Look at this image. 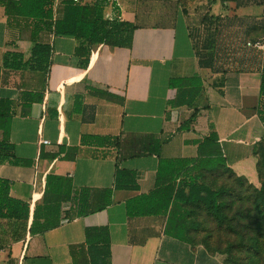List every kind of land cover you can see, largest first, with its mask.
Masks as SVG:
<instances>
[{"label":"crops","instance_id":"obj_1","mask_svg":"<svg viewBox=\"0 0 264 264\" xmlns=\"http://www.w3.org/2000/svg\"><path fill=\"white\" fill-rule=\"evenodd\" d=\"M61 9L62 0L55 19L62 17ZM104 17L135 27L131 48L84 44L88 65L82 68L84 58L76 55L82 42L44 31L37 40L50 49V57L42 70L33 57L36 43L20 40L29 22L8 17L0 5V99L14 103L9 143L24 162L0 164V179L12 183L13 199L30 205L27 223L0 220V264H91L88 228L107 229L108 264H224L203 244L178 238L192 237L194 217L141 215L128 206L154 191L160 159L207 163L201 171L207 184L223 171L258 181L263 63L222 75L202 69L181 0H120V9L109 2ZM14 54H22L26 66L5 65ZM194 77L202 81L196 105L173 109L169 102L177 90L171 79ZM83 136L159 145L160 154L119 162L117 149L83 145ZM3 138L0 130V142ZM73 149L74 158H65ZM117 170L132 173L136 189H115ZM49 176L64 181L48 185ZM52 186L64 195L62 213L68 218L32 235L36 206L57 200ZM81 189H112V203L78 217L73 194Z\"/></svg>","mask_w":264,"mask_h":264},{"label":"trees","instance_id":"obj_2","mask_svg":"<svg viewBox=\"0 0 264 264\" xmlns=\"http://www.w3.org/2000/svg\"><path fill=\"white\" fill-rule=\"evenodd\" d=\"M109 2L110 0H96L92 5L81 6L75 4L73 0H62V17L58 19H55L56 0H0V5L4 6L8 17L29 22L26 29H21L20 40L36 43L33 57L36 58V68L43 70L44 64L49 60L50 49L38 43L37 39L38 35L44 31L53 32L56 36L74 37L82 42V45L76 51L78 57L84 58L82 68L88 65V53H86L84 44L87 47L106 44L112 47L131 48L135 27L127 22L106 20L104 10ZM226 2H237V0H221L223 5ZM11 57L12 63H9V58H6L5 65L16 69L26 66L23 63L22 54H14ZM225 73L223 72L221 75ZM170 87L177 90V97L169 102L173 109L195 106L202 94V81L199 77L191 79L172 78ZM108 97L111 98L110 95ZM13 107V102L0 99V130L4 134L3 141L0 142V164L9 163L17 166L23 165L24 162L16 157L14 146L9 143L14 116ZM259 113L264 121V56ZM144 138L150 139L149 137ZM82 144L106 148L113 147L119 151V162L146 154H160L159 145L148 146V144L141 143L128 146L120 138L83 136ZM263 145L264 140L256 152L257 156ZM65 151V148H61L60 153ZM72 151L74 154L67 155L65 158L73 159L77 149ZM58 156L52 155L50 158L56 159ZM206 164L201 161L194 163L185 159H160L154 191L150 195L130 203L128 210L130 213L135 211L136 214L141 215L179 214L184 221L194 217L195 220L193 219L190 223L191 226H189V229L192 230L198 229L201 223L197 219L199 211H205L208 216L223 221L225 205L221 200L225 196V190L216 189L209 182L208 184L205 182V176L201 171L206 168ZM217 164H221V162L217 161ZM230 174L235 176L232 173ZM55 181L58 184V182H63L64 179L55 176L48 177V185ZM11 185L12 183L9 180L0 179V220L27 223L30 216V205L10 196ZM52 187V195L57 200L46 203L44 207L36 206L30 228L32 235L36 232L44 233L52 230L68 218V214L62 213V201H65L64 195H61L59 188H56L57 186ZM115 189H136L134 175L117 170ZM112 194V189H81L74 192L73 198L76 203L77 216L84 217L105 210L112 203ZM66 198L67 201L70 199V197ZM178 238L187 242H189V239L192 240V237L189 238L187 234L184 236L178 235ZM86 244L89 248L91 264H108L110 246L107 229L88 228L86 230Z\"/></svg>","mask_w":264,"mask_h":264},{"label":"rangeland","instance_id":"obj_3","mask_svg":"<svg viewBox=\"0 0 264 264\" xmlns=\"http://www.w3.org/2000/svg\"><path fill=\"white\" fill-rule=\"evenodd\" d=\"M94 0H89L92 3ZM189 19L199 65L223 73L262 64L264 0H181ZM256 183L223 171L215 181L224 189V220L198 212L201 222L192 235L224 264H264V145L258 151Z\"/></svg>","mask_w":264,"mask_h":264},{"label":"built area","instance_id":"obj_4","mask_svg":"<svg viewBox=\"0 0 264 264\" xmlns=\"http://www.w3.org/2000/svg\"><path fill=\"white\" fill-rule=\"evenodd\" d=\"M60 1L61 0H56V4H55V15H56V12H57V8L60 4ZM73 2L77 5H81V6H84V5H89V0H73ZM110 2L115 6L117 7L118 9H120V0H110ZM257 47L259 49H264V45H257ZM43 144L45 145H48L49 142L48 141H43L42 142Z\"/></svg>","mask_w":264,"mask_h":264}]
</instances>
